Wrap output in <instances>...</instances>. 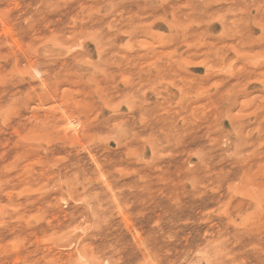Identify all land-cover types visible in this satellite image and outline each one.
Wrapping results in <instances>:
<instances>
[{
	"label": "rangeland",
	"instance_id": "1",
	"mask_svg": "<svg viewBox=\"0 0 264 264\" xmlns=\"http://www.w3.org/2000/svg\"><path fill=\"white\" fill-rule=\"evenodd\" d=\"M252 232L264 0H0V264H258Z\"/></svg>",
	"mask_w": 264,
	"mask_h": 264
},
{
	"label": "bare ground",
	"instance_id": "2",
	"mask_svg": "<svg viewBox=\"0 0 264 264\" xmlns=\"http://www.w3.org/2000/svg\"><path fill=\"white\" fill-rule=\"evenodd\" d=\"M140 5V4H139ZM149 15V14H148ZM155 19V18H154ZM157 19V18H156ZM257 211V210H256ZM255 211V212H256ZM231 212V211H230ZM255 212H254V214H255ZM226 213H227V215H228V210L226 211ZM238 213L239 212H237L236 213V215H238ZM251 213V212H250ZM257 213V212H256ZM231 214V213H230ZM253 214V216H251L250 214V216L252 217V218H254V217H256L255 215ZM245 216H248V214L247 215H245ZM244 216V217H245ZM228 217V216H227ZM231 219V218H230ZM245 220H247V219H245ZM254 222V221H253ZM251 223V224H248V223H245L244 221H242V225H247L246 227H248V225H250V229L251 230H253V232L255 231V226H254V223ZM14 228V227H13ZM235 229H234V233H233V237H232V240H230V242H227V244H226V246H227V254H230L231 252H233V251H238L237 249L238 248H240V246H241V242H242V233L243 232H245L246 231V229H248V228H245V229H241L239 226H235L234 227ZM257 230V229H256ZM251 233L248 237V239H249V241H251V242H256V241H261V240H263V238L259 235V234H257V233ZM230 233V232H229ZM232 233V232H231ZM249 234V233H248ZM222 238H227V237H223L222 236ZM221 238V239H222ZM219 240V239H218ZM217 240V241H218ZM223 240V239H222ZM225 240H227V239H225ZM224 241V240H223ZM229 241V240H228ZM264 241V240H263ZM219 242V241H218ZM262 243V242H261ZM225 244V243H224ZM243 244V243H242ZM264 244V243H263ZM225 248V247H224ZM222 249V248H221ZM220 249V250H221ZM223 251H217L215 254V257L216 258H220V256L222 255V256H224V252L222 253ZM228 256V255H227ZM256 261H257V263L258 264H262V261H264V245H263V247L262 248H259V250L258 249H254L253 250V256H252ZM250 258V257H249Z\"/></svg>",
	"mask_w": 264,
	"mask_h": 264
}]
</instances>
